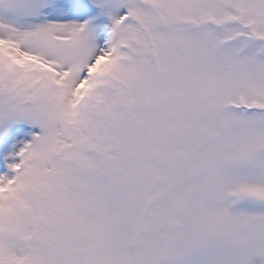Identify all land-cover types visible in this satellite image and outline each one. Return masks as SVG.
<instances>
[{"label": "snow or ice", "instance_id": "snow-or-ice-1", "mask_svg": "<svg viewBox=\"0 0 264 264\" xmlns=\"http://www.w3.org/2000/svg\"><path fill=\"white\" fill-rule=\"evenodd\" d=\"M0 264H264V0H0Z\"/></svg>", "mask_w": 264, "mask_h": 264}]
</instances>
